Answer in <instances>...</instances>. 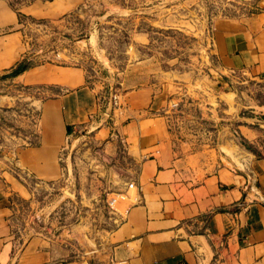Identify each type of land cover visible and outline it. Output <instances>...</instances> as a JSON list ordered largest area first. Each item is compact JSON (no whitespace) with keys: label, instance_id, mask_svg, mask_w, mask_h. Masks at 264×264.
<instances>
[{"label":"rangeland","instance_id":"rangeland-1","mask_svg":"<svg viewBox=\"0 0 264 264\" xmlns=\"http://www.w3.org/2000/svg\"><path fill=\"white\" fill-rule=\"evenodd\" d=\"M58 2L11 0L32 67L83 70L105 107L113 95L163 82L172 92L161 114L177 153L235 164L257 150L242 129L264 124V78L223 69L215 34L229 21L260 26L264 0H73L47 16L25 12L32 3ZM10 76L0 74V184L13 194L18 238L45 235L67 259L108 255L117 224L108 197L137 174L124 141L108 130L113 118L106 111L108 125L72 130L61 176L41 181L21 169L14 151L30 143L42 102L59 89Z\"/></svg>","mask_w":264,"mask_h":264},{"label":"crops","instance_id":"crops-1","mask_svg":"<svg viewBox=\"0 0 264 264\" xmlns=\"http://www.w3.org/2000/svg\"><path fill=\"white\" fill-rule=\"evenodd\" d=\"M68 3L73 0H59L55 7L32 3L25 12L47 16ZM261 19L256 28L239 21L222 24L215 46L223 69H247L264 78ZM21 24L11 0H0V74L12 73L27 55ZM10 79L59 89L42 102L35 130L26 136L30 143L14 151L22 170L41 181L59 179L60 155L71 131L108 125L106 111L113 118L108 130L124 141L136 165L135 180L108 197L117 224L108 237V255L94 257L96 262L264 264V124L243 125L257 148L246 160L207 163L172 146L161 114L172 91L163 82L124 92L120 107H105L101 91L87 84L79 68L33 66ZM13 202L11 191L0 184V264H92L94 259L63 257L45 235L20 240Z\"/></svg>","mask_w":264,"mask_h":264},{"label":"trees","instance_id":"trees-1","mask_svg":"<svg viewBox=\"0 0 264 264\" xmlns=\"http://www.w3.org/2000/svg\"><path fill=\"white\" fill-rule=\"evenodd\" d=\"M31 67H32L31 63H29V61L27 59L26 60L24 59L21 63H19L17 68L14 69V71L11 73V75H16V74L22 73Z\"/></svg>","mask_w":264,"mask_h":264},{"label":"built area","instance_id":"built-area-1","mask_svg":"<svg viewBox=\"0 0 264 264\" xmlns=\"http://www.w3.org/2000/svg\"><path fill=\"white\" fill-rule=\"evenodd\" d=\"M110 103H111L110 106L112 107H120L122 103L121 95L119 94L113 95L111 97ZM240 205L244 206V203H241Z\"/></svg>","mask_w":264,"mask_h":264},{"label":"bare ground","instance_id":"bare-ground-1","mask_svg":"<svg viewBox=\"0 0 264 264\" xmlns=\"http://www.w3.org/2000/svg\"><path fill=\"white\" fill-rule=\"evenodd\" d=\"M232 155V154H231ZM97 251V250H96Z\"/></svg>","mask_w":264,"mask_h":264}]
</instances>
